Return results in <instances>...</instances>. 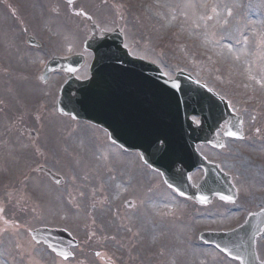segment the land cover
Instances as JSON below:
<instances>
[{
	"label": "rangeland",
	"instance_id": "1",
	"mask_svg": "<svg viewBox=\"0 0 264 264\" xmlns=\"http://www.w3.org/2000/svg\"><path fill=\"white\" fill-rule=\"evenodd\" d=\"M18 1L13 9L0 5L8 27L0 21V264H239L199 235L232 231L264 209V0ZM91 22L120 29L132 56L169 78L192 75L243 117V141L228 140L222 151L199 148L231 175L235 203L203 208L182 200L139 154L57 114L65 77L42 85L39 76L51 57L83 53ZM30 34L39 48L27 46ZM86 58L81 79L89 77L93 57ZM39 167L65 185H54ZM202 174L191 175L194 185ZM40 224L79 241L73 259L34 244L29 233ZM257 249L264 260V234Z\"/></svg>",
	"mask_w": 264,
	"mask_h": 264
},
{
	"label": "water",
	"instance_id": "2",
	"mask_svg": "<svg viewBox=\"0 0 264 264\" xmlns=\"http://www.w3.org/2000/svg\"><path fill=\"white\" fill-rule=\"evenodd\" d=\"M74 3L76 0H66ZM84 50L93 52L91 78L80 81L75 74L85 65L84 56L54 59L47 67L44 82L52 73L65 70L69 75L60 92L57 110L63 116L87 121L106 130L112 142L129 152L138 151L144 162L160 172L165 183L179 196L208 205L214 197L234 202L237 191L231 178L218 166L208 164L197 152L200 143L218 149L224 141L216 138L221 125L227 123L226 137L243 138L242 118L235 116L228 103L198 84L184 72L169 80L159 67L130 56L124 49L120 31L102 33L93 25ZM201 117V126L191 121ZM235 133L229 136L228 133ZM198 167L205 179L195 188L189 175ZM56 184L63 180L41 168ZM264 229V212L250 216L246 224L231 233H204L200 239L213 244L241 264H261L256 254V240ZM58 256L72 257L70 247L78 242L63 230L39 229L32 233ZM61 253H68L67 258ZM264 264V263H263Z\"/></svg>",
	"mask_w": 264,
	"mask_h": 264
},
{
	"label": "snow or ice",
	"instance_id": "3",
	"mask_svg": "<svg viewBox=\"0 0 264 264\" xmlns=\"http://www.w3.org/2000/svg\"><path fill=\"white\" fill-rule=\"evenodd\" d=\"M213 11H215V9H213ZM229 15H231V13L229 12ZM229 136H235V133L229 132L228 133ZM63 256H65V258H67L68 253H61Z\"/></svg>",
	"mask_w": 264,
	"mask_h": 264
}]
</instances>
